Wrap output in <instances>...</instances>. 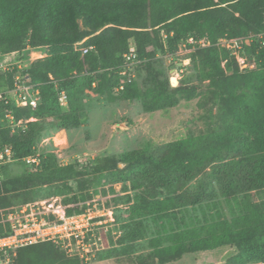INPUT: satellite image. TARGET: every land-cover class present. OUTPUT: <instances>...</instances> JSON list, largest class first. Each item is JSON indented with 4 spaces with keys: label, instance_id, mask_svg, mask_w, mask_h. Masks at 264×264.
Listing matches in <instances>:
<instances>
[{
    "label": "trees",
    "instance_id": "obj_1",
    "mask_svg": "<svg viewBox=\"0 0 264 264\" xmlns=\"http://www.w3.org/2000/svg\"><path fill=\"white\" fill-rule=\"evenodd\" d=\"M263 32L264 0H0V55L20 53L27 47L46 51L20 70L39 91L36 106L0 100V147L10 146L13 162L23 166L22 172L13 174L10 162L0 163V209L11 207L10 196L20 190L58 183L72 190L69 181L74 179L83 190L85 184L79 178L91 167L112 180H131L137 189L127 197L133 201L128 207L131 223L145 217L165 221L162 225L167 226L172 219L182 221L179 230L163 227L168 243L154 237L147 254L129 257L128 263L164 264L184 253L233 246L226 264H264V204L252 203L248 194L264 189V45L255 38ZM250 36V43L240 49L247 67H241L232 51L218 43L222 37ZM189 37L204 38L209 45L195 46L184 58L191 60L198 79L218 83L221 89L217 112L222 128L211 134L206 145L197 148L189 134L152 151L148 147L125 151L84 167L78 162L60 164L53 153L37 149L39 119L53 117L50 123L59 128L78 125L82 118L76 113L84 87L109 101L138 99L146 112L192 99L194 89L180 84L170 87L157 80L151 69L152 59L172 55ZM132 44L138 59L135 68L144 65L148 71L142 85L119 73ZM87 46L92 48L83 53ZM17 71H0V92L13 87ZM122 78L123 88L116 91ZM61 92L66 95V112L60 109ZM7 113L14 124L5 117ZM36 153L37 165L23 161ZM89 192L80 196L73 192L64 201H85ZM240 193L248 204L239 213L229 210L231 216H223L218 211V220L194 224L198 219L188 206L200 208L218 195L227 202L237 201ZM85 208L83 204L66 212ZM179 213L185 215L178 217ZM128 224L121 225L119 243L142 237L141 231L130 232ZM65 251L59 243L42 241L17 248L11 264L84 263Z\"/></svg>",
    "mask_w": 264,
    "mask_h": 264
},
{
    "label": "rangeland",
    "instance_id": "obj_2",
    "mask_svg": "<svg viewBox=\"0 0 264 264\" xmlns=\"http://www.w3.org/2000/svg\"><path fill=\"white\" fill-rule=\"evenodd\" d=\"M246 43H250L249 40H246ZM187 49L179 47V50L172 55L158 54L151 60V69L157 80L163 83L166 82L169 86L171 85L170 87L180 84V86L194 89L196 94L192 99L181 100L178 104L165 109L146 112L142 109L138 99L109 101L104 96L84 87L76 113L82 118L78 125L59 128L50 123L51 120L53 121V117L39 119L37 149L40 152L53 153L60 164L78 162L80 166L84 167L89 163H91V166L97 163L101 164L107 157L118 156L125 151L144 147H148L149 151H152L160 144H168L178 139H184L189 134H192L193 139L195 137L194 145L197 148H201L203 144L206 145L212 138L211 134L218 133L222 128L221 119L217 112L219 101L217 94L221 89L218 83L213 85L207 79H198L196 76L197 71L193 68L191 60L184 58L186 54L195 48ZM45 53L44 48L27 47L20 53L13 52L0 55V61L10 63L5 65L16 66L17 64L20 71L28 67L33 60L44 56ZM172 65H174L173 68ZM178 66L181 67L182 72L179 71ZM146 68L144 65L140 68H135L134 65L132 68L131 73L140 85L143 84L148 75ZM175 69L179 75L177 77ZM7 95L13 99L14 94L12 92ZM66 103L65 99L62 104L59 102L62 112L68 110ZM34 119V117H30L29 120L34 121ZM198 136H201V138L198 139ZM118 166L122 167L123 164L119 163ZM9 168L13 174L23 171V166L19 162H10ZM94 171L90 167L89 173L80 176L79 180L82 184H85L83 190L78 187L80 182L75 179L69 181L72 190L67 189V186L62 183L38 186L28 191L20 190L10 196L12 206L23 203V198L30 201L31 199L45 200L53 196L60 197L62 202L68 205V209L76 206L82 207L85 201L94 204L95 207L104 206L105 211H99V213L105 214L106 220L109 219L108 214L113 219L97 226L98 230L95 229L102 236L103 248H99L100 250L94 249L98 250L95 257L93 256L95 259L92 258L84 262L85 257L80 258L83 259L84 264H131L128 263V258L146 255L151 248L154 237L161 238V243L169 242L165 238L166 230L163 228L164 226L174 227L177 230L183 227L182 221H178V218L169 221L168 226L162 225L165 224V221H154L147 217L143 219L144 221L131 223V221H128L130 214L128 207L133 201L127 199V197H131L137 191L136 188L132 187L131 180L128 178L112 180L110 177L103 176L104 173ZM196 181L194 179L192 182L195 183ZM79 188L82 190L80 194ZM87 190L90 191V197L85 201H64L65 198H70L73 192H77L80 196ZM248 194L252 203L260 206L264 204V189H253ZM236 196L237 201L227 202L218 195L212 201L203 202L200 208L197 205L194 207L190 205L187 209L194 218L198 219L194 224L208 225L219 219L218 211H222L223 216H231L229 210L239 213V209H243L248 204L243 194L240 193ZM181 215L185 214L179 213L178 217H181ZM123 223H130L128 224L130 232L133 230L141 231L142 237L133 241L126 238L123 243H119L118 238L121 237L123 232V229H120ZM66 244L67 241L61 244L62 248ZM84 246L88 248L87 245ZM78 249L80 250V248ZM234 251L233 246H221L211 250L185 254L181 259L164 264H192V260H195L193 261L194 264H226L227 257L233 254ZM82 252L85 254L89 251L84 252L83 250ZM75 253L74 247L72 250L68 248L66 255L72 257L76 256ZM90 253L93 254V251H90ZM84 256L89 257L90 255L85 254ZM103 256H106V258H103ZM77 257L79 258V256Z\"/></svg>",
    "mask_w": 264,
    "mask_h": 264
},
{
    "label": "built area",
    "instance_id": "obj_3",
    "mask_svg": "<svg viewBox=\"0 0 264 264\" xmlns=\"http://www.w3.org/2000/svg\"><path fill=\"white\" fill-rule=\"evenodd\" d=\"M252 36L246 38L222 37L219 39L218 43L232 51L237 57L241 67H247L249 64L246 58L240 55V49L242 44L246 43V40H249V42L251 41ZM255 38L259 41L260 45H264V32L256 34ZM188 44H191V46H188ZM205 45H209V42L204 38L195 40L193 37H189L180 47H182V49L188 48L187 50H189L195 48V46ZM90 48H92V46H87L82 49V52L85 53ZM124 59V64L119 70V73L123 77L126 76L129 81L135 78L131 72L133 66L138 62L136 49L133 44L124 54ZM5 64L10 63L0 61V70L16 69L18 71L15 73L13 87L8 90L14 94L13 99L8 97L7 94L9 92L4 91L0 92V100L3 99L5 102L12 100L19 106L29 105L35 107L39 98V91L35 85L30 82L29 75L20 72L18 69L19 65L17 64L16 66ZM180 66H178V68H180L179 71L182 72ZM250 66L253 65L251 64ZM175 73L176 77L179 76L176 69ZM125 78L120 80L119 85L115 88L116 91L123 88ZM64 99L66 101V95L64 92H61L58 97L60 104H62ZM5 117L9 119L11 124H14L11 114L7 113ZM19 123L20 121L17 124ZM14 159L13 151L10 146L6 145L0 147V163L13 162L15 161ZM23 161L27 165H37L39 162V153L24 157ZM85 204L86 208L81 212L67 214L66 210L68 205H65L60 197L53 196L45 200H33L13 205L6 209H0V264H11L12 257L15 255L17 248L48 240L59 243L60 245L67 241V244L64 246L66 252L68 248L72 250L74 247L76 250L75 255L79 256V258L85 257V261L94 258L96 251H98L94 249L103 248L102 236L97 233L95 229L98 230L97 226L113 218L108 214L109 219L106 220L105 214L99 213V211H105L104 206L95 207L94 204L92 205L89 202ZM106 210L110 211L109 209ZM93 230H95V232H93ZM84 245H87L88 248ZM78 248L82 251L84 250V252L89 251L85 254L90 256H84L85 254ZM90 251H93V254H91Z\"/></svg>",
    "mask_w": 264,
    "mask_h": 264
},
{
    "label": "crops",
    "instance_id": "obj_4",
    "mask_svg": "<svg viewBox=\"0 0 264 264\" xmlns=\"http://www.w3.org/2000/svg\"><path fill=\"white\" fill-rule=\"evenodd\" d=\"M185 254H193V252H189V253H184L183 255H185ZM183 255L179 258V259H181L182 257H183ZM193 258H195V257H193ZM94 260V259H93ZM178 260V259H177ZM90 261H92V260H90ZM173 261H175V260H173ZM193 261H195V260H192L191 262H192V264H194V262ZM84 262H86V261H84ZM170 262V261H169ZM167 263V262H166ZM84 264V263H83ZM86 264V263H85ZM197 264V263H196ZM199 264V263H198Z\"/></svg>",
    "mask_w": 264,
    "mask_h": 264
},
{
    "label": "water",
    "instance_id": "obj_5",
    "mask_svg": "<svg viewBox=\"0 0 264 264\" xmlns=\"http://www.w3.org/2000/svg\"><path fill=\"white\" fill-rule=\"evenodd\" d=\"M174 67V65H172V68Z\"/></svg>",
    "mask_w": 264,
    "mask_h": 264
}]
</instances>
